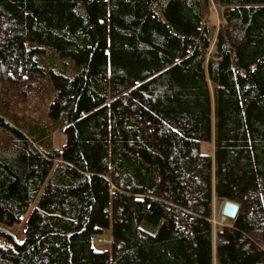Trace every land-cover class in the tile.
<instances>
[{"label": "trees", "instance_id": "1", "mask_svg": "<svg viewBox=\"0 0 264 264\" xmlns=\"http://www.w3.org/2000/svg\"><path fill=\"white\" fill-rule=\"evenodd\" d=\"M0 127V264H264V0H0Z\"/></svg>", "mask_w": 264, "mask_h": 264}, {"label": "rangeland", "instance_id": "2", "mask_svg": "<svg viewBox=\"0 0 264 264\" xmlns=\"http://www.w3.org/2000/svg\"><path fill=\"white\" fill-rule=\"evenodd\" d=\"M211 10H214L213 6L211 7ZM45 56H46V60H47L49 65H50V63L54 64V66L57 69H62L67 76H73L79 70V67L70 58L60 57L52 49H47ZM53 138H54L55 146L57 148H60L62 143H63V140H64V136L61 133L60 127L57 128V130L54 132ZM9 143H10L9 136L0 127V154L7 153L9 151L8 150L9 149ZM203 149L206 152L212 151V148L210 146H205ZM222 201L223 200L214 199L212 202V223L214 225H223L224 223L230 221V220L226 219L224 222H221L222 217H221V211L220 210H221V206H222L221 205ZM30 208H31V206L29 207L28 211L25 214H23V216H22L23 221L27 217ZM216 208H218V209H216ZM12 229L13 230L11 232H14L15 235L17 237H19V227H14ZM109 242H110V237L107 233L106 235H103V236L93 237L91 240V245L94 249H101V248L106 247Z\"/></svg>", "mask_w": 264, "mask_h": 264}, {"label": "water", "instance_id": "3", "mask_svg": "<svg viewBox=\"0 0 264 264\" xmlns=\"http://www.w3.org/2000/svg\"><path fill=\"white\" fill-rule=\"evenodd\" d=\"M223 205L221 209L222 217H226L229 220L233 221L236 218L239 205L236 202L230 200H223Z\"/></svg>", "mask_w": 264, "mask_h": 264}, {"label": "bare ground", "instance_id": "4", "mask_svg": "<svg viewBox=\"0 0 264 264\" xmlns=\"http://www.w3.org/2000/svg\"><path fill=\"white\" fill-rule=\"evenodd\" d=\"M219 205V204H218ZM221 205H223V202H222V204ZM217 207V206H216ZM216 209H218V208H216ZM221 209H222V206H221ZM221 211V210H220ZM221 217H222V215H221ZM229 220L228 218H226V217H222V220H221V222H224L225 220Z\"/></svg>", "mask_w": 264, "mask_h": 264}]
</instances>
